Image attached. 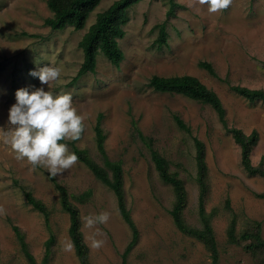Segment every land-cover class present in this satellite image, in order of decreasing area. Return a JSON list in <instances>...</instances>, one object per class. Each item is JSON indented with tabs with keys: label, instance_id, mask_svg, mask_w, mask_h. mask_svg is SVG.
Returning a JSON list of instances; mask_svg holds the SVG:
<instances>
[{
	"label": "rangeland",
	"instance_id": "rangeland-1",
	"mask_svg": "<svg viewBox=\"0 0 264 264\" xmlns=\"http://www.w3.org/2000/svg\"><path fill=\"white\" fill-rule=\"evenodd\" d=\"M114 1L102 0L85 28L77 31L70 26L53 30L45 25L52 14L47 0H0V135L10 127L9 110L16 103L17 90L31 92L43 87L55 94L63 91L71 94L73 106L87 119L79 140L60 143L67 144L73 153L70 142H74L102 165L95 128L102 114L105 150L112 161L123 164L126 205L139 238L127 251L133 232L119 211L115 193L78 159L71 169L54 178L78 206L80 217L110 213L106 225H97L105 234L97 237L105 241L104 245L93 249L90 240L85 241L90 264H213L206 246L175 226L169 212L175 202L173 187L159 177L151 148L135 131L134 123L184 181L186 222L201 228L194 141L198 138L206 147V211L213 215L219 264H256L243 245L229 242L227 231L235 216L237 234L259 222L264 238V177L244 169L240 146L210 105L155 91L148 82L153 75L199 79L220 97L230 127L246 134L258 132L251 162L264 167V101L251 102L230 87L264 89V0H232L228 9L217 13H210L208 6L197 0H174L172 14H168L169 0H140L128 8L126 34L119 41L124 53L120 65L100 54L96 71L70 85L84 61L80 41L96 14ZM159 24H165L167 45L156 41L159 29L155 27ZM200 62L210 63L218 77L199 67ZM46 65L61 70L51 89L30 75ZM174 115L180 116L191 131L182 129ZM56 183L46 168H33L26 159L17 160L10 146L0 139V207L4 209L0 213V264H29L13 226L23 234L37 264L44 263L51 236L54 243L47 264H81L75 249L66 252L63 248V242L71 240L70 218L62 208ZM26 191L46 205L48 217L28 204ZM87 191L92 194L87 202L73 200V196ZM81 229L84 239L95 231Z\"/></svg>",
	"mask_w": 264,
	"mask_h": 264
},
{
	"label": "trees",
	"instance_id": "trees-1",
	"mask_svg": "<svg viewBox=\"0 0 264 264\" xmlns=\"http://www.w3.org/2000/svg\"><path fill=\"white\" fill-rule=\"evenodd\" d=\"M102 0H47V7L51 11V15L45 19V25L53 30H62L68 26L75 30L85 28L90 15L98 8ZM140 0H116L105 10L96 14L95 21L90 25L85 32L82 40L79 43L83 50L84 61L78 70L77 75L71 80L70 85H74L81 77L88 73L96 71L97 57L102 54L114 65L119 66L123 60V51L120 48L119 41L122 39L126 30L124 26L129 21L128 8ZM171 8L168 14L174 12V0H169ZM159 29L157 43L167 45V31L165 24L156 25ZM199 67L207 70L211 75L218 77L213 66L208 62H200ZM148 86L158 92H168L171 94H180L195 101L210 105L218 114L224 124V127L232 135L236 143L241 149V159L244 169L250 174H257L264 177V167L262 164L253 165L251 162V153L259 140V134L254 130L251 134L244 133L241 129L230 127L225 119V109L222 101L217 93L204 85L199 79L191 75L163 77L153 75ZM231 89L245 99L255 102L264 101V89H251L240 85H230ZM103 116L100 114L96 125V142L98 150L103 157V164H98L85 149L78 148L74 142H70L73 146V153L78 156V159L83 162L95 175L109 186L115 193L118 201L119 211L124 221L130 226L133 232V238L127 251L137 242L139 238V230L132 218L131 212L126 205L124 193V169L121 161H112L105 150L106 134L102 127ZM177 124L184 130L191 131L190 127L181 119L180 116L174 115ZM134 123V122H133ZM134 129L138 135L151 148V158L156 167L159 177L165 183L173 187L175 194V202L172 209L169 211L177 229L186 236L193 237L202 242L208 249L213 264H219V249L214 229L212 226V213L206 211V198L209 191L208 186V167L206 163V147L205 144L198 138H194L196 147V163H197V183L199 188L198 208L199 217L202 222V227L190 226L185 219V208L187 206L188 197L187 190L182 178L178 173L172 172L169 161L158 150L151 146V140L143 135L134 123ZM149 140V141H148ZM51 177L53 182H57L54 177ZM56 188L60 193V202L64 211L69 214L70 226L69 235L74 242V249L81 264H90L89 247L84 239L82 232V222L80 210L78 206L70 199L67 190L56 183ZM91 191H87L78 196H73V200L79 203H85L91 198ZM25 197L29 205L42 213L46 217L49 211L46 205L39 199L35 198L29 191L25 192ZM227 209H231L230 201H226ZM235 216L231 218L228 227L227 235L230 243L243 245L246 252L250 254L256 261V264H264V238L262 236V225L259 222L249 224L248 228L241 234L236 232ZM13 229L21 244L22 251L27 258L29 264H37L35 257L30 252L23 234L17 226ZM54 243V236H51L46 243L44 263L47 264L51 255V246Z\"/></svg>",
	"mask_w": 264,
	"mask_h": 264
},
{
	"label": "clouds",
	"instance_id": "clouds-1",
	"mask_svg": "<svg viewBox=\"0 0 264 264\" xmlns=\"http://www.w3.org/2000/svg\"><path fill=\"white\" fill-rule=\"evenodd\" d=\"M200 5H207L210 13L226 10L232 0H197ZM189 4L188 7H192ZM30 75L38 77L41 84L51 89V83L61 76L58 67L46 65ZM16 103L9 110L7 131L3 130L0 139L10 146L17 160H27L33 168L40 166L48 170L52 177L63 170L71 169L78 161L75 153H70L67 144L60 141H76L81 138L85 130L87 116L79 114L73 106L71 94L61 91L58 94L51 90L45 91L43 87L34 91L22 88L15 93ZM4 209L0 207V213ZM110 213L102 211L99 214H89L81 217L82 228L94 229L92 236L85 237L90 240L89 247L100 249L104 245L105 235L97 225H106ZM74 242L70 239L63 242L66 252L74 250Z\"/></svg>",
	"mask_w": 264,
	"mask_h": 264
}]
</instances>
